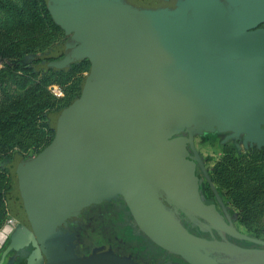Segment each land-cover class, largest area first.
Listing matches in <instances>:
<instances>
[{
  "label": "water",
  "instance_id": "1",
  "mask_svg": "<svg viewBox=\"0 0 264 264\" xmlns=\"http://www.w3.org/2000/svg\"><path fill=\"white\" fill-rule=\"evenodd\" d=\"M106 1L96 15L111 45L90 53L81 97L60 114L50 145L13 173L21 220L11 216L18 223L10 239L31 243V260L41 264L40 244L22 223L32 212L56 230L120 195L149 239L192 264H217L206 252L216 244L186 232L158 199L264 247L198 202L187 140L175 136L184 127L210 132L217 125L264 146V29L237 34L222 48L208 35L214 20H205L207 0H178L166 19L151 0ZM248 263L264 264V256Z\"/></svg>",
  "mask_w": 264,
  "mask_h": 264
},
{
  "label": "rangeland",
  "instance_id": "2",
  "mask_svg": "<svg viewBox=\"0 0 264 264\" xmlns=\"http://www.w3.org/2000/svg\"><path fill=\"white\" fill-rule=\"evenodd\" d=\"M65 39L64 33L48 22L42 0H0V213L7 207L4 191L10 169L6 161L16 154L35 158L54 135L48 130L46 113L67 106L80 95L78 86L87 76L88 62L56 71L51 60L41 58ZM192 149L203 162L196 195L213 204L215 213L241 233L264 240V150L258 152L242 138L237 143L227 132L197 133ZM126 216L123 210L102 211L97 225L112 238L136 246L139 241ZM58 232L67 235L68 251L76 256V236ZM137 245L143 249L141 243ZM146 256L150 254L139 257ZM76 257L82 258L80 254Z\"/></svg>",
  "mask_w": 264,
  "mask_h": 264
},
{
  "label": "trees",
  "instance_id": "3",
  "mask_svg": "<svg viewBox=\"0 0 264 264\" xmlns=\"http://www.w3.org/2000/svg\"><path fill=\"white\" fill-rule=\"evenodd\" d=\"M177 1L178 0H151L152 7L161 8L162 17L164 18L166 10L170 11L171 14L177 12ZM42 6L48 22L61 30L66 36V39L52 47L48 55L41 58L51 60L52 69L56 71H68L72 65L84 61L89 63L87 76L81 79L78 86L80 95L72 99L67 106L59 108L54 112L46 113L48 130L54 134L52 140H50L51 143L55 137L54 124L58 120L60 114L77 102L81 97L85 81L91 69L90 53L98 54L104 47H108L111 44L105 37H101V33H99V20L107 7L106 0H42ZM207 8L206 15L204 13L205 20L207 21L212 16L214 20L212 21L213 24L208 26V35L213 36L216 43L222 48L227 47L226 41H233L237 34L245 31L252 32L264 29V23L260 24L259 22L264 17V0H207ZM96 12H100L101 16L96 15ZM45 67H47V65ZM260 127L264 129L262 124ZM204 132L206 131H198L196 127L192 125L191 127H184L175 135L187 140L184 145L185 154L187 159L190 160L191 157L194 162V174L196 176L197 185L201 180L199 170L203 168V162L201 157L192 149V139L195 134ZM210 132H227L233 135L237 143L239 138H242L246 144L254 145L258 152L264 150L263 145H259L254 140H249L243 132L234 133L232 131H222L217 125H215ZM50 143L44 147L35 158H37ZM35 158L24 159L22 156L16 154L14 158L6 161V167L10 169V178L7 183V188L4 191L7 207L5 212L0 213V226L7 214L21 220V217L13 210L12 195L15 190L13 187L15 181L13 173L17 168H20L19 164ZM196 197L198 202L212 214H215L222 223H228L226 219H222L215 213L213 204H206L199 194H197ZM190 218L196 219L197 216L192 215ZM22 223L34 233L44 250H49V248L55 249V251L58 250L57 246L59 244L55 237V230L51 228L48 221H45L39 217V215L37 216V214L32 212Z\"/></svg>",
  "mask_w": 264,
  "mask_h": 264
},
{
  "label": "flooded vegetation",
  "instance_id": "4",
  "mask_svg": "<svg viewBox=\"0 0 264 264\" xmlns=\"http://www.w3.org/2000/svg\"><path fill=\"white\" fill-rule=\"evenodd\" d=\"M216 133V132H209ZM183 135V134H182ZM181 135V136H182ZM177 137V136H176ZM187 150V148H186ZM190 160L191 157H190ZM200 175V173H199ZM201 178V176H200ZM198 192H199V186ZM206 202V201H205ZM158 203L163 205L165 208L171 210L175 217L180 220V223L193 235L204 238V239H215L219 242L226 240L233 244H236L242 248H251V249H263L264 247L261 245H255L248 241H242L236 238H233L225 233H222L218 230L212 228V226L204 221L203 219L197 217L196 219H191L190 216L183 213L177 207L172 205L170 202L158 199ZM209 204V203H206ZM109 209L114 210H123L127 216L125 217L126 223L131 228V232L133 235L140 234L142 235L135 227L133 222V218L128 210V206L124 200V198L120 195L112 198L111 200L101 201L96 204H92L83 210H81L76 216L73 218L70 217L67 219L64 226L57 227L56 230L61 231L62 233H68L70 236H76L77 243L79 245L77 249L78 254L82 256V261L86 260V264H90L89 261L92 262V258H88L85 256L95 255L93 258H99L96 263H113L118 264L117 257L112 255L110 252L121 255L130 252V248L126 243H122L115 238H112L107 231H104V228L97 225L98 218L102 211H107ZM228 226H231L230 223H225ZM95 226V228H94ZM235 228V227H234ZM74 229L75 231H71ZM96 229V231H93ZM237 229V228H235ZM93 231V232H92ZM239 231V230H238ZM240 232V231H239ZM241 233V232H240ZM243 234V233H242ZM246 235V234H245ZM251 237V236H250ZM257 239V238H256ZM264 241V240H263ZM111 249V251H110ZM125 251V252H124ZM78 255L77 253H75ZM85 263V262H84ZM95 263V262H94Z\"/></svg>",
  "mask_w": 264,
  "mask_h": 264
},
{
  "label": "crops",
  "instance_id": "5",
  "mask_svg": "<svg viewBox=\"0 0 264 264\" xmlns=\"http://www.w3.org/2000/svg\"><path fill=\"white\" fill-rule=\"evenodd\" d=\"M166 209L175 217V214L171 210H169L168 208ZM128 210L133 218V222L135 224L136 229L142 234V235L137 234L134 236L137 237L139 241L138 243L142 244L143 249L142 250L139 249L138 247L139 245H137L138 243H136L135 246L134 243H130V241H128V243L126 244L130 248L129 250L130 252L121 255H116L111 252L112 255H115L117 257V260L119 261L118 264H192L186 259L161 248L151 239H149L147 235H145V233L139 227L137 221L133 217L129 208ZM180 226L186 232L191 234L183 225ZM55 234H56L55 237L59 244L57 246L58 250L55 251V249H51V248H49V250H44L40 245L41 253L43 256V262L41 264H86L87 263L86 260L84 261L85 262L84 263L82 261V258L79 259L76 257L77 255L75 256L73 253H70L68 251L69 247L67 246L68 244L69 245L71 244L69 243V239L67 235L65 236L64 234H59L58 230H55ZM198 238L216 244L215 248H211V247L206 248V252L209 258L213 259L217 264H249L248 261H250V259H253L254 257L264 256V248L263 249L242 248L226 240L219 242L218 240L215 239H204L201 237ZM230 248L236 249L238 250V252L240 251L241 252L233 253L235 251L231 252ZM136 252L138 254L137 256L135 257L130 256L131 254L134 255ZM33 253H34V248L32 247L31 243L28 242L23 245H17L13 243V241L9 237L7 241L0 248V264H35L31 260V256ZM144 253L150 254V256L139 257L141 254ZM98 259L99 258L97 257L92 258V262L89 261V263L111 264L108 263V261L107 263H96L98 262Z\"/></svg>",
  "mask_w": 264,
  "mask_h": 264
},
{
  "label": "built area",
  "instance_id": "6",
  "mask_svg": "<svg viewBox=\"0 0 264 264\" xmlns=\"http://www.w3.org/2000/svg\"><path fill=\"white\" fill-rule=\"evenodd\" d=\"M58 94L60 95L59 92ZM17 223L18 222L14 218H12L9 214L6 215L5 220L0 226V248L10 237L15 227L17 226Z\"/></svg>",
  "mask_w": 264,
  "mask_h": 264
}]
</instances>
